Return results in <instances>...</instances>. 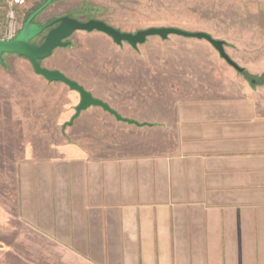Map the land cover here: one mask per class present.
I'll return each instance as SVG.
<instances>
[{"label":"crops","instance_id":"crops-1","mask_svg":"<svg viewBox=\"0 0 264 264\" xmlns=\"http://www.w3.org/2000/svg\"><path fill=\"white\" fill-rule=\"evenodd\" d=\"M196 92L121 115L147 134L137 151L22 160L28 237L2 243L0 264H264V108L251 93Z\"/></svg>","mask_w":264,"mask_h":264},{"label":"rangeland","instance_id":"rangeland-1","mask_svg":"<svg viewBox=\"0 0 264 264\" xmlns=\"http://www.w3.org/2000/svg\"><path fill=\"white\" fill-rule=\"evenodd\" d=\"M45 1L0 0V39L16 34ZM59 15L82 21L102 19L130 33L149 27L206 32L222 40L226 54L243 69L229 65L206 40L175 34L166 39L149 36L133 49L126 42L118 46L96 31H76L66 47L56 48L40 61L45 68H61L94 97L101 96L118 108L119 115L150 117L156 105L201 96L196 91L202 89L227 97L251 93L264 108V0H61L51 3L36 20ZM2 60L0 247L11 243L17 232L28 237L17 216L22 160L59 157L71 149L95 157L121 155L147 137L97 106L67 125L79 103L78 92L44 79L15 53L4 54ZM15 247L27 251L26 243ZM26 259L31 264L40 258ZM41 261L52 264L47 258Z\"/></svg>","mask_w":264,"mask_h":264},{"label":"water","instance_id":"water-1","mask_svg":"<svg viewBox=\"0 0 264 264\" xmlns=\"http://www.w3.org/2000/svg\"><path fill=\"white\" fill-rule=\"evenodd\" d=\"M57 1L61 0H46L42 5L29 14L19 31L11 39H0V65L3 63L2 56L4 54L15 53L19 56L25 57L32 65L36 74L40 75L44 79L50 82H61L67 85L69 89L78 92L80 100L75 107L74 114L67 122V125H71L73 120L79 116L80 112L90 106L101 107L103 110L112 114L119 121L139 125L137 121L119 115L117 111L111 108L106 102L94 97L82 85L75 80L68 78L61 71L41 66V60L51 56L54 49L66 47L68 42L65 39L78 30L87 32L96 30L111 37L113 42L116 44L126 42L134 48L138 44L144 43L146 38L149 36H158L162 39H166L169 35L175 34L182 37L204 39L209 42L215 50H217L219 56L222 57L229 65L237 71L241 72L243 70L226 54L224 50V42L222 40L215 39L210 34L202 31L192 32L176 27H149L130 33L119 31L102 20L89 19L86 21H80L68 16H61L54 21H50L42 25L32 21L33 18L45 9L51 2ZM56 21L58 22L57 25L46 33L43 41L39 45H35L31 42V40L39 35L46 27L52 25Z\"/></svg>","mask_w":264,"mask_h":264},{"label":"flooded vegetation","instance_id":"flooded-vegetation-1","mask_svg":"<svg viewBox=\"0 0 264 264\" xmlns=\"http://www.w3.org/2000/svg\"><path fill=\"white\" fill-rule=\"evenodd\" d=\"M58 2V1H57ZM51 3H55V2H51ZM50 3V4H51ZM49 4V5H50ZM48 5V6H49ZM47 6V7H48ZM46 7V8H47ZM45 8V9H46ZM44 10V9H43ZM42 10V11H43ZM42 11L39 13V14H37L34 18H33V22H36V23H38L39 25H42V24H45V23H48V22H50V21H54V20H56L57 18H59L60 16H62V15H59V16H55V17H52V18H43V19H41V20H39V19H37L36 20V18L42 13ZM33 12V11H32ZM29 16V15H28ZM27 16V17H28ZM26 17V18H27ZM26 18H25V20H26ZM90 19H94V18H90ZM24 20V21H25ZM79 20V19H78ZM87 20H89V19H87ZM97 20H102V19H97ZM80 21H82V20H80ZM86 21V20H85ZM102 21H104V20H102ZM105 22V21H104ZM57 21L56 22H54L52 25H50V26H48V27H46L39 35H37L35 38H33L32 40H31V42L33 43V44H35V45H39L42 41H43V39H44V36L46 35V33L51 29V28H53V27H55L56 25H57ZM106 23V22H105ZM23 24V23H22ZM108 24V23H107ZM78 31H80V30H78ZM93 31H96V30H93ZM76 32V31H75ZM97 32H99V31H97ZM100 33H102V32H100ZM104 34V33H103ZM106 35V34H105ZM108 36V35H107ZM109 37V36H108ZM69 38V37H68ZM67 38V39H68ZM109 38H111V37H109ZM36 39H39L40 40V42L39 43H37L35 40ZM67 39H65L67 42H68V40ZM112 39V38H111ZM69 43V42H68ZM123 43V42H122ZM55 50V49H54ZM53 50V51H54ZM25 58V57H24ZM42 61V60H41Z\"/></svg>","mask_w":264,"mask_h":264},{"label":"built area","instance_id":"built-area-1","mask_svg":"<svg viewBox=\"0 0 264 264\" xmlns=\"http://www.w3.org/2000/svg\"><path fill=\"white\" fill-rule=\"evenodd\" d=\"M15 34H10L9 36H7V39H11Z\"/></svg>","mask_w":264,"mask_h":264},{"label":"trees","instance_id":"trees-1","mask_svg":"<svg viewBox=\"0 0 264 264\" xmlns=\"http://www.w3.org/2000/svg\"><path fill=\"white\" fill-rule=\"evenodd\" d=\"M242 71H243V70H242ZM242 71H241V72H242ZM141 125H144V124H141Z\"/></svg>","mask_w":264,"mask_h":264}]
</instances>
